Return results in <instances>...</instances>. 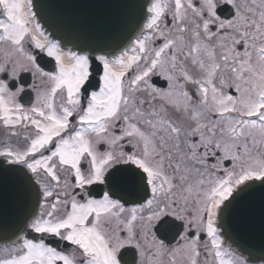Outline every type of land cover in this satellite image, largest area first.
Segmentation results:
<instances>
[{
  "label": "snow or ice",
  "instance_id": "obj_1",
  "mask_svg": "<svg viewBox=\"0 0 264 264\" xmlns=\"http://www.w3.org/2000/svg\"><path fill=\"white\" fill-rule=\"evenodd\" d=\"M64 6L0 0V264H255L264 0Z\"/></svg>",
  "mask_w": 264,
  "mask_h": 264
},
{
  "label": "water",
  "instance_id": "obj_2",
  "mask_svg": "<svg viewBox=\"0 0 264 264\" xmlns=\"http://www.w3.org/2000/svg\"><path fill=\"white\" fill-rule=\"evenodd\" d=\"M49 0H35L36 11L41 10V6L48 3ZM58 3L65 5L61 12L72 22H79L83 19H98L106 16H118L121 9L117 7H108L106 4L118 3L121 0H90L96 6L82 7L85 0H57ZM54 22V21H53ZM47 28L48 25L46 24ZM3 221H0V227H3ZM236 245L245 250V254L251 253L256 257L255 263H261V256L264 253V240H262L258 231L240 230L234 236ZM234 245V246H236Z\"/></svg>",
  "mask_w": 264,
  "mask_h": 264
}]
</instances>
